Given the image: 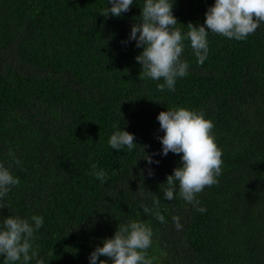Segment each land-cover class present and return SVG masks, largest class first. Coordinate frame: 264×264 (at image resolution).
<instances>
[{
	"label": "trees",
	"instance_id": "trees-1",
	"mask_svg": "<svg viewBox=\"0 0 264 264\" xmlns=\"http://www.w3.org/2000/svg\"><path fill=\"white\" fill-rule=\"evenodd\" d=\"M170 3L186 35L215 0ZM143 4L105 18L108 0H0V163L20 180L0 199V222L43 217L33 246L45 264H90L129 220L151 226L153 264H264V23L244 41L209 31L202 65L185 40L188 75L161 92L162 80L138 79L143 49L129 41ZM175 108L202 111L223 153L219 183L197 196L204 213L179 198L178 185L173 200L163 195L182 154H159L157 117ZM117 130L135 136L132 151L109 146ZM157 199L163 224L143 212Z\"/></svg>",
	"mask_w": 264,
	"mask_h": 264
},
{
	"label": "clouds",
	"instance_id": "clouds-1",
	"mask_svg": "<svg viewBox=\"0 0 264 264\" xmlns=\"http://www.w3.org/2000/svg\"><path fill=\"white\" fill-rule=\"evenodd\" d=\"M111 7L102 10L101 16L108 18L120 17L130 10L133 0H108ZM173 5L170 0H144L141 8L140 21L131 27L129 41H135L137 48L143 51L135 58L142 66L138 79L162 80L157 84L158 91L166 89L175 92L178 78L188 75L189 64L182 60L185 49L184 41L190 42V47L198 63L203 64L207 58L208 33L221 35L228 39L244 41L249 35L254 34L261 23H264V0H215L214 6L209 7L205 14L204 25L189 23L188 32L182 35L176 27L177 19L173 15ZM126 43V42H122ZM157 120L163 137H157L162 145V154L169 152L181 155V167L173 170L167 176L163 195L168 201L175 198L177 185L179 198L193 205L201 213L206 211L198 207L197 196L206 187L219 183L218 177L222 175V151L215 142L213 135L214 124L205 119L202 111L196 112L185 108H175L159 113ZM135 136L125 130L115 131L108 141L113 150L120 152L127 148L132 151L137 145ZM142 149L148 145L141 146ZM157 153H153L155 155ZM8 156L16 165L21 161L16 158L10 149ZM149 164L153 162L151 155L145 154ZM11 165L5 167L0 163V199H3L12 187L18 186L20 180L10 171ZM92 172L101 183L107 180V173L97 171V165H91ZM148 175H153L151 169ZM143 195V193H140ZM156 210L147 206L143 207L145 214L154 215L160 223H165V217L159 212V200L153 201ZM29 219L18 216H8L0 222V257L3 264H45L39 258V245L33 246L35 233L44 224L43 217L33 215ZM176 230H182L180 217H172ZM153 231L150 225L136 220L119 224L113 238L103 241L102 247L90 254V264H97L101 256L111 260L112 264H153L155 257H150L148 249L152 246ZM99 264L107 261L99 260Z\"/></svg>",
	"mask_w": 264,
	"mask_h": 264
}]
</instances>
